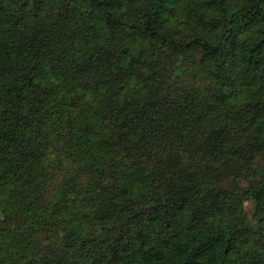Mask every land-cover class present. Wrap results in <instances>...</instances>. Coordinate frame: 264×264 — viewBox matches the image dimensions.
Listing matches in <instances>:
<instances>
[{"label":"trees","instance_id":"16d2710c","mask_svg":"<svg viewBox=\"0 0 264 264\" xmlns=\"http://www.w3.org/2000/svg\"><path fill=\"white\" fill-rule=\"evenodd\" d=\"M0 264H264V0H0Z\"/></svg>","mask_w":264,"mask_h":264},{"label":"rangeland","instance_id":"374dc122","mask_svg":"<svg viewBox=\"0 0 264 264\" xmlns=\"http://www.w3.org/2000/svg\"><path fill=\"white\" fill-rule=\"evenodd\" d=\"M247 207H248V209H249V207H250V203H247Z\"/></svg>","mask_w":264,"mask_h":264}]
</instances>
